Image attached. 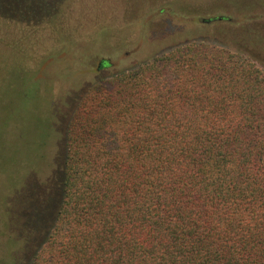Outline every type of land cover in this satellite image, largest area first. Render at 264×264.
Wrapping results in <instances>:
<instances>
[{
  "label": "trees",
  "instance_id": "16d2710c",
  "mask_svg": "<svg viewBox=\"0 0 264 264\" xmlns=\"http://www.w3.org/2000/svg\"><path fill=\"white\" fill-rule=\"evenodd\" d=\"M263 67L202 42L92 85L31 264H264Z\"/></svg>",
  "mask_w": 264,
  "mask_h": 264
},
{
  "label": "rangeland",
  "instance_id": "374dc122",
  "mask_svg": "<svg viewBox=\"0 0 264 264\" xmlns=\"http://www.w3.org/2000/svg\"><path fill=\"white\" fill-rule=\"evenodd\" d=\"M202 42L264 58V0H0V264H31L51 232L84 93Z\"/></svg>",
  "mask_w": 264,
  "mask_h": 264
}]
</instances>
